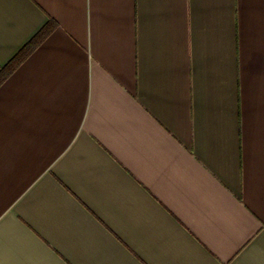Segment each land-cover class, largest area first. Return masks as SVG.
<instances>
[{
    "label": "crops",
    "instance_id": "obj_1",
    "mask_svg": "<svg viewBox=\"0 0 264 264\" xmlns=\"http://www.w3.org/2000/svg\"><path fill=\"white\" fill-rule=\"evenodd\" d=\"M0 264H264V0H0Z\"/></svg>",
    "mask_w": 264,
    "mask_h": 264
},
{
    "label": "trees",
    "instance_id": "obj_2",
    "mask_svg": "<svg viewBox=\"0 0 264 264\" xmlns=\"http://www.w3.org/2000/svg\"><path fill=\"white\" fill-rule=\"evenodd\" d=\"M55 26L56 23L48 22V24L33 38V40H31L14 59H12L3 69L0 70V85L47 37V35L54 29Z\"/></svg>",
    "mask_w": 264,
    "mask_h": 264
}]
</instances>
